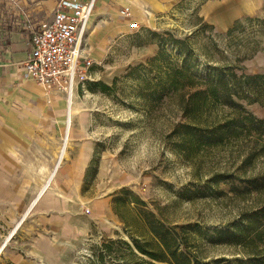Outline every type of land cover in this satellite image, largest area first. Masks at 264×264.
Here are the masks:
<instances>
[{
    "label": "rangeland",
    "instance_id": "374dc122",
    "mask_svg": "<svg viewBox=\"0 0 264 264\" xmlns=\"http://www.w3.org/2000/svg\"><path fill=\"white\" fill-rule=\"evenodd\" d=\"M130 5L127 24L138 22V29L126 26L105 37L100 29L88 30L92 65L77 75L69 134L65 90L54 89L48 97L35 84L15 101L13 128L0 138V264H97L95 247L105 240L133 245L131 236L144 239L137 222L126 229L113 210V198L124 188L170 228L185 227L201 264H256L264 258L262 243L251 241L255 229L244 220L264 204V192L247 190L238 179L264 174V154L240 169L257 146L253 136L240 134L187 160L168 138L183 122L174 100L165 97L150 111L139 97L144 78L155 80L158 73V35L190 36L202 75L209 60L239 66V74L264 75V0H130ZM52 9L36 11L35 17L49 19ZM5 16L0 12L2 31L10 22ZM259 86V101L243 103L264 119V82ZM54 172L49 190L33 205ZM224 172L234 176L211 183ZM114 261L107 257L106 264Z\"/></svg>",
    "mask_w": 264,
    "mask_h": 264
},
{
    "label": "trees",
    "instance_id": "16d2710c",
    "mask_svg": "<svg viewBox=\"0 0 264 264\" xmlns=\"http://www.w3.org/2000/svg\"><path fill=\"white\" fill-rule=\"evenodd\" d=\"M240 22L236 21L228 30L229 37L234 35ZM158 36L160 51L154 60L158 73L155 80L144 78L139 94L144 106L151 111L165 97L174 100L183 122L173 127L168 138L173 150L187 160H193L204 150L223 145L240 134L253 136L257 146L242 161L240 169L245 171L253 159L264 154V119H258L249 112L243 102L252 104L259 101L258 95L262 93L259 84L264 82V75L239 74L235 71L239 66L210 60L205 75H202L199 53L190 36L185 39L171 34L168 38ZM172 52L174 58L170 57ZM206 55L211 57L210 52ZM99 86L104 91L111 89L106 84ZM223 108H229L230 113L220 114ZM233 176L232 173H218L211 183L218 185ZM238 179L247 184L245 189L264 192V174ZM232 191H238L235 184ZM113 210L126 229H131L137 222L145 230V237L131 236L133 245L122 239L105 240L95 247L97 264H106L107 257L117 259L113 264H129L130 261H135V264H201L190 250L186 228L182 227V232L170 228L130 189L124 188L115 194ZM244 220L251 229H255L251 241H260L264 253V204ZM256 264H264V258Z\"/></svg>",
    "mask_w": 264,
    "mask_h": 264
},
{
    "label": "built area",
    "instance_id": "2783aa9c",
    "mask_svg": "<svg viewBox=\"0 0 264 264\" xmlns=\"http://www.w3.org/2000/svg\"><path fill=\"white\" fill-rule=\"evenodd\" d=\"M94 9L95 0L85 3L60 0L45 23L29 28L27 39L30 53L25 75L39 85L46 96L49 97L54 89L65 90L69 105L73 103L77 75L80 69L87 70L92 65L87 46L90 43L88 30ZM129 27L138 29L139 23L132 22ZM5 38L6 34L0 33L1 43Z\"/></svg>",
    "mask_w": 264,
    "mask_h": 264
},
{
    "label": "crops",
    "instance_id": "0c3cea01",
    "mask_svg": "<svg viewBox=\"0 0 264 264\" xmlns=\"http://www.w3.org/2000/svg\"><path fill=\"white\" fill-rule=\"evenodd\" d=\"M59 1L0 0V12L10 21H8L9 26L2 31L6 34V38L3 43L0 41V138L3 140L4 136L9 137L4 130L10 131L13 128L14 105L19 99L20 92L29 94L35 87V83L25 75L26 60L30 53L27 35L31 26H40L48 20L47 15L44 19H37L35 12L50 10ZM79 1L85 3L91 0ZM130 6V0H95L89 29L92 28L93 32L100 29V34L104 37L124 29L129 26L126 18L131 15ZM18 8L22 10H17ZM14 13L17 15L16 22H14ZM14 24L21 25L23 31H14Z\"/></svg>",
    "mask_w": 264,
    "mask_h": 264
},
{
    "label": "bare ground",
    "instance_id": "6f19581e",
    "mask_svg": "<svg viewBox=\"0 0 264 264\" xmlns=\"http://www.w3.org/2000/svg\"><path fill=\"white\" fill-rule=\"evenodd\" d=\"M75 95V94H74ZM73 101V100H72ZM75 102H73L71 105L68 106V127H67V132L68 134L70 133V129H71V117H72V112H74L75 110H77V108H75L73 106ZM76 104V103H75ZM67 154L65 153V156ZM56 171V170H55ZM55 176V172L52 173L48 179V181L46 182V184L43 186L42 190L40 191V193L38 194L37 198L34 200L33 205L39 203V201L45 196V194L47 193V191L50 188V182L52 180V178Z\"/></svg>",
    "mask_w": 264,
    "mask_h": 264
}]
</instances>
